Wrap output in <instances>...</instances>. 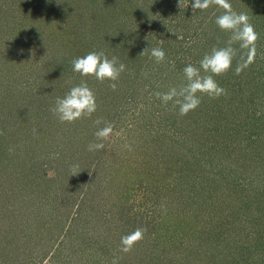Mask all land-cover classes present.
Segmentation results:
<instances>
[{
    "label": "rangeland",
    "instance_id": "1",
    "mask_svg": "<svg viewBox=\"0 0 264 264\" xmlns=\"http://www.w3.org/2000/svg\"><path fill=\"white\" fill-rule=\"evenodd\" d=\"M191 2L0 0V264H264V0H230L250 4L258 33L254 60L214 77L223 88L241 79V107L198 93L206 104L182 120L155 93L184 86V67L230 35L217 6ZM92 51L126 66L115 90L73 72ZM82 80L97 110L61 123L50 109ZM215 107L224 126L198 134ZM138 227L143 240L122 252Z\"/></svg>",
    "mask_w": 264,
    "mask_h": 264
},
{
    "label": "clouds",
    "instance_id": "2",
    "mask_svg": "<svg viewBox=\"0 0 264 264\" xmlns=\"http://www.w3.org/2000/svg\"><path fill=\"white\" fill-rule=\"evenodd\" d=\"M182 3V0H178ZM217 6L223 12L215 19L217 27L225 33H229L226 46L213 47L210 53H207L199 62V68L188 64L184 67L183 73L187 83L177 89L170 88L167 92H156L155 96L164 104L171 102L173 107H178L179 115L186 116L189 112L195 111L201 104V95H206L210 99H217L222 95H227V90L220 86L214 77L226 74L232 67V62L237 55V50L232 46L239 44L240 49H246L247 61L239 64L235 73L237 75L247 67L256 54V41L258 33L250 22L246 13L237 12L233 9L230 0H192L191 8L201 11L207 10L211 6ZM148 53L145 48L140 55ZM157 64L165 61L166 54L162 48H153L150 53ZM72 70L81 77H93L95 80L103 83L105 80L112 81L109 87L116 89V83L126 66L120 63L118 58L113 56L111 59L103 51H92L83 57H76L72 60ZM201 69L205 75H201ZM201 94V95H198ZM97 110L96 97L92 89L89 88L86 80H82L77 86L72 87L63 98L57 97L55 106L50 111L56 115L61 123H74L81 118L91 117ZM97 120L94 123L99 124ZM112 125L106 124L99 129L95 136L98 140L106 139L112 133ZM0 134H3L0 132ZM126 147H129L126 145ZM104 148V144L91 143L88 145V151H99ZM130 150V149H129ZM72 175H76L78 165H73ZM71 175V176H72ZM147 229L136 228L132 233L121 237V251L130 252L133 246L143 240ZM115 258L112 264H118Z\"/></svg>",
    "mask_w": 264,
    "mask_h": 264
},
{
    "label": "trees",
    "instance_id": "3",
    "mask_svg": "<svg viewBox=\"0 0 264 264\" xmlns=\"http://www.w3.org/2000/svg\"><path fill=\"white\" fill-rule=\"evenodd\" d=\"M240 3H241V1H240ZM242 4H240V6H241ZM215 6V5H214ZM249 7V8H248ZM241 8L243 9L242 10V12L243 13H246L247 15H249V12L251 11V6H250V4L248 5V6H244V5H242L241 6ZM236 10L235 11H237L238 13H239V10H238V8H235ZM220 9L217 7V8H215L214 10H213V14H214V17L217 15V16H219L220 14H222V12L223 11H220ZM213 17V18H214ZM250 18V17H249ZM212 19V18H211ZM255 22V17L253 16V19L251 20V23H254ZM98 23H100V22H98ZM209 37H211L212 38V36L209 34L208 35V37H207V31L205 32V40H204V43L206 44V41L209 43V41H208V38ZM228 39V38H227ZM236 50H237V55H236V57L234 58V60H233V65L234 64H236V63H239V64H241V63H243L244 62V56L246 55V53L245 52H243V53H241V51H239L240 50V48H239V44L237 43V44H233L232 45ZM255 58V57H254ZM240 82H241V79H239V82H237V85L235 86V87H232V88H227V87H224L227 91H230L229 93L227 92V95H222V96H220L219 98H217V99H210V98H208L207 96H205V97H202V99L203 98H205V101L206 100H211L212 102H216V101H218L219 103L221 102V101H223L222 103H223V105H225V106H227V107H229V108H231V107H233V109H238L239 107H241V104H240V99L237 97V99H234V98H236V96H237V93H238V90H239V84H240ZM201 99V104L200 105H205L206 103H205V101H203ZM245 101V100H244ZM203 102H204V104H203ZM206 102H209V101H206ZM216 108V107H215ZM209 110H210V114H209V118L206 116V117H204V120H200V125H199V123H198V125H197V129H198V127H201V129L198 131V134L199 133H205L206 131H208V129L210 130V129H212L213 128V126L212 125H214V121H215V124H216V126L218 127H216L215 126V130L216 129H219V131H220V127H219V124L221 125V127L222 126H224V124H222V123H220V117H215V114L218 112V110H219V108L217 109L216 108V110L214 109V108H209ZM191 112H195V111H191ZM203 112V111H202ZM205 112V111H204ZM229 113H231V111L229 112ZM205 114V113H204ZM198 115H200L201 117H202V119H203V114L201 115V112H199L198 113ZM228 116H229V114H228ZM228 116L226 117V118H224V120H226L225 122H227L228 121ZM185 117H188V114L185 116ZM182 120H183V116H182ZM226 128V127H225ZM196 129V130H197ZM213 130H214V128H213ZM215 130H214V133H215ZM197 132V131H196ZM209 133H211V132H209ZM212 135H215V134H213L212 133ZM203 142V141H202ZM203 143H205L206 144V142H203ZM210 144H212L211 142L209 143V145ZM206 146H207V144H206Z\"/></svg>",
    "mask_w": 264,
    "mask_h": 264
}]
</instances>
